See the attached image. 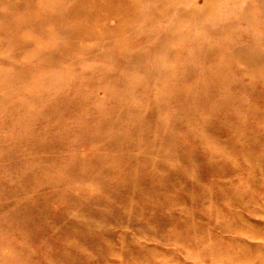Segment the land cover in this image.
Segmentation results:
<instances>
[{
    "label": "rangeland",
    "instance_id": "374dc122",
    "mask_svg": "<svg viewBox=\"0 0 264 264\" xmlns=\"http://www.w3.org/2000/svg\"><path fill=\"white\" fill-rule=\"evenodd\" d=\"M0 264H264V0H0Z\"/></svg>",
    "mask_w": 264,
    "mask_h": 264
}]
</instances>
